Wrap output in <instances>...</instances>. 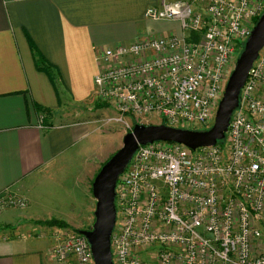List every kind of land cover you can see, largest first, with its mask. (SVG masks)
Wrapping results in <instances>:
<instances>
[{
    "label": "built area",
    "instance_id": "2783aa9c",
    "mask_svg": "<svg viewBox=\"0 0 264 264\" xmlns=\"http://www.w3.org/2000/svg\"><path fill=\"white\" fill-rule=\"evenodd\" d=\"M264 0H161L153 21L180 31L98 49L95 102L106 122L209 128ZM155 119V120H156ZM114 264H264V46L253 61L225 137L196 149L139 145L115 184ZM28 200L0 193V212ZM57 239V237H56ZM56 264H95L85 236L65 235Z\"/></svg>",
    "mask_w": 264,
    "mask_h": 264
},
{
    "label": "crops",
    "instance_id": "0c3cea01",
    "mask_svg": "<svg viewBox=\"0 0 264 264\" xmlns=\"http://www.w3.org/2000/svg\"><path fill=\"white\" fill-rule=\"evenodd\" d=\"M160 1L0 0V193L28 200L0 212V264H56L48 237L32 232L50 228L34 223L41 212L62 216L66 209L49 198L43 206L40 178L73 151L88 150L100 129L91 120L55 119L67 105L95 106L98 49L180 31L145 16ZM35 51L54 66L55 85L36 67ZM38 106L49 110L46 122Z\"/></svg>",
    "mask_w": 264,
    "mask_h": 264
},
{
    "label": "water",
    "instance_id": "95a60500",
    "mask_svg": "<svg viewBox=\"0 0 264 264\" xmlns=\"http://www.w3.org/2000/svg\"><path fill=\"white\" fill-rule=\"evenodd\" d=\"M263 46L264 10L256 20L236 58L218 103L214 122L209 128L184 129L163 123H135L123 136L122 146L99 167L91 183V193L95 199L94 221L90 228L78 231L90 244L95 264H114L110 239L116 220L115 184L137 147L155 141H171L196 149L213 145L223 139L232 111L238 105L241 87Z\"/></svg>",
    "mask_w": 264,
    "mask_h": 264
},
{
    "label": "rangeland",
    "instance_id": "374dc122",
    "mask_svg": "<svg viewBox=\"0 0 264 264\" xmlns=\"http://www.w3.org/2000/svg\"><path fill=\"white\" fill-rule=\"evenodd\" d=\"M167 34L164 33V35ZM102 104L103 106L100 107H95L92 103H83L78 106L67 105L62 108V113L55 119L58 124L91 120L96 123L100 132L91 138L88 150L73 151L69 159L53 166L40 178L41 183L44 184L41 189V194L45 198L43 206L49 207V201L46 202L49 198L50 201L55 200L60 203L64 201L61 207L66 209L62 216L41 212L40 215L43 218L34 221L42 226L44 225L37 222L52 219L60 224H67L48 226L50 228L36 226L35 231L32 232L33 235L39 237H48L51 251L58 242L64 239L66 234L92 225L95 209V199L91 193L92 180L99 167L122 146L123 136L129 131L122 123L106 122L107 118L112 117L113 111L105 103ZM153 118L144 124H158V120ZM50 255L53 256V254Z\"/></svg>",
    "mask_w": 264,
    "mask_h": 264
},
{
    "label": "trees",
    "instance_id": "16d2710c",
    "mask_svg": "<svg viewBox=\"0 0 264 264\" xmlns=\"http://www.w3.org/2000/svg\"><path fill=\"white\" fill-rule=\"evenodd\" d=\"M258 19V17L256 18V20ZM255 20V21H256ZM34 62H35V65L36 67L43 71L50 79V81L55 85V75H54V66L52 64H50L45 58L44 56L38 52V51H35L34 52ZM100 106H103L102 103H98L96 102L95 103V107H100ZM38 110H40V112H42L43 114L44 113H49V110L47 108H43L41 106H38L37 107ZM48 114H44L43 115V121H47L48 120ZM37 223H40V224H43V225H46V226H54L55 224H58L59 226H63V225H67V224H60V222L56 221V220H46V221H38ZM91 226H87L85 227V229L87 228H90ZM76 231H79L80 229H75Z\"/></svg>",
    "mask_w": 264,
    "mask_h": 264
}]
</instances>
